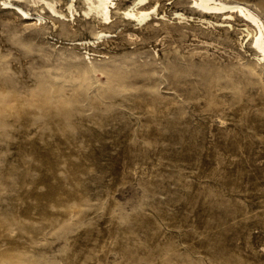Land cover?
<instances>
[{
  "label": "rangeland",
  "instance_id": "obj_1",
  "mask_svg": "<svg viewBox=\"0 0 264 264\" xmlns=\"http://www.w3.org/2000/svg\"><path fill=\"white\" fill-rule=\"evenodd\" d=\"M191 1L0 0V264H264V60Z\"/></svg>",
  "mask_w": 264,
  "mask_h": 264
},
{
  "label": "bare ground",
  "instance_id": "obj_2",
  "mask_svg": "<svg viewBox=\"0 0 264 264\" xmlns=\"http://www.w3.org/2000/svg\"><path fill=\"white\" fill-rule=\"evenodd\" d=\"M22 1L30 2V3L35 4V5L36 4H40V3L43 4L49 11H51L53 14H55L56 15L55 18H58L59 20H61L62 18H70V17L73 18L74 17V12H76V9L74 8V5H73V0H67V3L65 4V8L67 9L68 14H63V13H61V12H59L57 10V4L59 3V0H1L2 5H4L5 8L13 10L19 17H21L22 20H26V21L27 20H35L36 22L37 21H41L43 17L40 14L35 15L36 14L35 13L33 15V14H31V12H28L27 10H24L19 5V3L22 2ZM146 1H148V0H134V2L131 4V6L129 7V5H128L129 8H127V9H125L123 11V16H125V18L128 21H130V20H132L133 22L135 21L137 25L148 24V22L153 19V15L158 16L159 14L157 13V8H156L155 5L154 6L152 5V7H150V8H146L145 7L146 6ZM252 1H253L252 5L254 6V8L257 11H259L261 13H264V0H252ZM191 2L193 4V5L191 4L192 5L191 6L192 10L195 11L196 13L202 15V16L220 14V15H223L225 17V19H233L234 18L233 17L234 16L233 13H236V16L238 18H240L242 21H244V23L246 25V27L243 28V31H245V38H247L248 41L250 42L251 48L256 51L258 60H262V59L264 60V21L262 20V18H263L262 16L263 15L261 16L262 17L261 18L259 16L260 13H255L253 10H251V8L248 5L250 0H232L231 2H225L223 0H192ZM83 3H84V6H85L83 8V17H84V21H85V23H84L85 27L89 23L90 20L98 19L99 23L101 25H103V26H105L106 24H108L109 22L112 21L111 13H112V8L115 5L114 0H83ZM23 6H24V4H23ZM81 13H82V11H81ZM162 17H163V14L161 15L160 18H162ZM174 17L179 19L180 21H188V16H186V14L184 15L181 12H174ZM202 20H204V22H207L206 24L210 23V21L207 20L206 18H203ZM80 21H81V19H80ZM199 21H200V19H199ZM217 23H219V22H217ZM221 23H223V22H221ZM221 23H219V25ZM52 25H56V24L53 23ZM87 27H90V26H87ZM229 28H230V26H229ZM229 28H227V29H229ZM103 31L104 30L98 31L95 34L93 39H86V40L80 41L78 44L92 46L95 43H98L104 37H106L108 35V33H107L108 30H106L107 32H103ZM126 35H128V34H126ZM243 40H244V38H243ZM240 46H242V45H240ZM142 62H143V60H142ZM136 77H137V75H135L134 78H136ZM166 77L168 78V76H166ZM134 78H132V79L134 80ZM144 81H146V83H147V80H144ZM112 82H114V81H112ZM148 82H150V81H148ZM141 83H143V82H141ZM149 84H146V85H149ZM129 93H131V92H129ZM138 93L140 95L139 94H136V95L137 96L139 95V97L140 96H144L145 97V95H147V94L149 95V93H147L146 91L145 92L140 91ZM129 95L131 96V94H129ZM137 96H135V97H137ZM131 98H132V96H131ZM111 99H113V98H111ZM144 101L146 103H148V100L145 99ZM145 106L149 107V104L145 105ZM144 110H146V107H144Z\"/></svg>",
  "mask_w": 264,
  "mask_h": 264
}]
</instances>
